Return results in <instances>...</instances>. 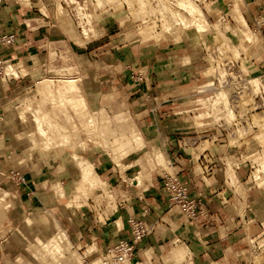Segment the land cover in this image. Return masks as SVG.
<instances>
[{"label": "crops", "instance_id": "1", "mask_svg": "<svg viewBox=\"0 0 264 264\" xmlns=\"http://www.w3.org/2000/svg\"><path fill=\"white\" fill-rule=\"evenodd\" d=\"M260 1L264 6V0ZM42 2L51 11L56 8L55 0ZM17 3L0 2V36L15 34L12 47L0 46V63H21L27 74L6 83L0 80V123L24 87H32L44 77L56 78L49 69L48 49L51 44L62 42L58 40L61 35L77 66L75 75L83 83L85 111L95 117L100 109L106 113L99 145L78 146L73 151L92 163L115 202H96L104 190L101 186L82 185V173L72 150L64 154L39 151L26 159L18 147L23 139L0 130V189L8 193V200L13 203L4 223L5 234L0 233V264H7V258L16 260L28 254L39 264L29 251V243L44 241L45 234L51 233L54 223L47 212L52 213L74 246L80 250L91 247L96 255H103L108 247L128 238L129 215L142 216L145 225H153L154 231L137 245L131 264H264V255L256 261L248 249L239 255L231 250L245 240L243 218L237 213L238 202L224 175L217 173V164L211 163H217L232 149L215 143L178 146L182 137L199 133V119L190 115L185 100L188 89L177 83L189 80L204 65L200 57L204 47L201 36L175 25L163 38L115 40L117 31L125 30L121 28L124 21L108 17L101 37L80 46L60 33L57 22L53 26L35 25L38 14ZM33 6L40 8L38 2ZM213 9L220 13L222 5L215 4ZM261 15L264 16V8ZM132 128L146 143L141 150L132 149ZM116 137L123 141L121 148L114 144ZM152 147L158 148L165 158L180 153L183 167H176V171L187 181L194 197L201 194V210L210 219L208 225L188 224L178 207H169L153 163L149 164L151 172L144 183L151 185L144 189L138 186L135 178L141 168L135 161ZM15 174L22 176L24 182H17ZM93 206L100 208L98 212L90 209ZM143 209H147L145 215ZM177 242L189 250L180 262L172 256V245ZM146 251L150 252L149 258Z\"/></svg>", "mask_w": 264, "mask_h": 264}, {"label": "rangeland", "instance_id": "2", "mask_svg": "<svg viewBox=\"0 0 264 264\" xmlns=\"http://www.w3.org/2000/svg\"><path fill=\"white\" fill-rule=\"evenodd\" d=\"M4 1H6L7 3L18 2V0H0V2H4ZM77 1L81 3V5L83 6L86 12L92 15L93 25L95 27L101 28L100 29L101 34L99 35V37H101L102 35V27L105 24V22L108 21V17L109 18L113 17L120 19V21H124V25L121 28H124L125 30L123 31L121 29L120 31H117L116 34H118L117 35L118 37H115L114 38L115 40L124 39L127 41L129 40L132 41V39L135 40L136 38H141L139 34V28H140L139 25L145 21H146L145 25L151 27V28L148 27L151 30V36L155 38H163L167 36L174 30L175 25L181 27L179 22H177L175 19L167 20V17L165 19V16L163 17L161 15L162 14L160 11L161 7L159 8L158 5L160 1L161 3L163 2L164 5L166 4L168 9L178 10L177 6H173L174 3H176V0L175 1L174 0H112L111 2L108 3H106L107 1L106 2L104 1L105 3V4L103 3L104 5H101V3H99L102 8L105 7L104 9H102L101 7L98 6L97 3H95L97 0H81V1L77 0ZM196 3L199 5V7L204 11L205 15L207 16V20L209 22L208 25L209 28L207 26L206 28H208V30L202 33L199 32L197 33V31L191 28V26L190 28H186V29H189V32H192L193 34L194 33L199 34L202 40L204 41L203 44L204 47L201 46L202 49H200L202 51L200 57H203L204 60L205 57H207V54L211 50H213V48L219 47L223 51L221 60L226 59L228 61H233L234 64L233 71L235 72V74L240 76L242 75L243 77H245V80L248 82H243V81L242 82L237 81V83L232 82L230 86L227 85L225 87L223 81L227 80L226 79L227 74L224 75L225 74V72H223L224 69L221 67L220 69L217 68L218 69L217 71L212 72L214 65L210 64L209 66V64H206L204 62V65L201 68L197 69V71L194 72V74L189 80H186L185 82H178L177 84H181V87H183V89H188L189 92L187 94L188 98L185 100H187L188 109L190 110V115H192L194 119L197 120L199 119L197 121L198 123L196 122L198 132L201 133L208 130L209 132L205 134L214 133V135L212 136H214V139H216V141L218 140L224 141L226 145L232 149V153L229 154L227 153L225 155H222L223 158L218 159L217 163H215L218 165L216 167L218 169L217 173H221L222 175H224V180L226 182V185H228V187L232 190V195L234 197V200L238 202L237 213L241 216V218H243L242 221L243 224L241 225L244 226V230L246 233L244 235L245 240H242L241 242L237 243L234 249L231 250L234 255L235 254L239 255L240 253H246V249H248L250 252H252L256 261L257 260L260 261V258H262L261 256L264 255V235L262 234L261 231L264 222V186L262 188L255 187L256 181H253L252 172L256 170L261 171L262 170L261 168H263L261 167L262 165L261 163L264 164V159H260L261 156L264 155V16L261 15V11L263 10L264 6L260 0H254V1L197 0ZM218 3L222 5V10L220 13L215 12L213 9L215 7V4ZM142 4L143 5L146 4V6H143ZM74 6L75 4L69 5L68 7V10L70 11L71 15H73V13L76 11ZM142 6L144 7V10ZM22 9L25 10L27 9V7L22 6ZM255 9H258L257 10L258 12H256ZM182 15L185 16V19L187 21H190V17L187 16V14L184 13L183 11H182ZM166 27L172 28V30H170V32H164V30H167ZM58 28L61 29L60 33H63L68 40L70 39L72 41H74L73 37L76 36L77 33L80 31L77 28V24L69 16H67V14L58 15ZM129 30L131 31L129 32ZM247 31L250 33L252 37V42L248 44L246 43L244 38V34ZM120 33L122 34L120 35ZM151 38L152 37H149L147 39H151ZM58 40L62 42L60 44H51L48 49L49 69L53 73H55L56 78H50L49 76L44 77L33 83L32 87H30V85L28 84L27 87H24L25 89L23 90V92H18V94L15 96L17 97V99L13 101L10 110L9 109L6 110L3 114L4 119L0 123L2 125L0 130L2 132L5 131L6 133H8V135L14 138L16 136L18 138L23 139V142L18 146L19 150L20 149L23 150L24 146L26 145V140H24L23 137L26 138V133H27L26 128L23 125H21V122L19 120L18 113L21 112L22 110L20 99L26 96H31L32 93L35 92L38 93V86H39L38 84L41 80L52 79L54 85H57V83H59L60 82L59 80L61 79L79 77L78 75L77 76L75 75L78 74L77 66L72 59L71 52L66 47L65 44L66 42L63 41V37H61V35ZM79 45L84 46L83 44H79ZM52 58H55L56 60L51 61ZM220 62L222 63V61ZM71 67L74 69H70L69 71H67L68 68ZM204 70H210L209 72L210 75H208L207 77L205 76L203 77L202 72H205ZM24 74L26 75L27 72H25ZM218 74L221 76V79L219 80V84H217V82L215 81ZM23 76L20 75L19 77H23ZM213 76L215 78H213ZM253 80L254 81L256 80L255 83H253L254 82ZM2 83H4V81H2ZM209 83L212 85L208 87L209 90L208 89H204V91L203 89L200 90L201 87ZM226 84H230L229 80L227 81ZM255 84H258V86ZM253 85H255V88L258 87L256 89L259 90H256L255 92L254 91L255 88ZM176 86L178 87V85ZM237 86H241L243 89L242 92L234 98L236 101V105H233L232 108L233 112H232L231 108L228 107L227 99L230 98V96L234 92L235 89L234 87ZM198 91H202V92L199 93ZM218 96L220 101L222 102L220 103L221 105L219 104V107H216V110L220 108L218 110L219 115L216 112L213 113L211 111L212 109H210V107L212 108V106L210 105L211 101L214 102L215 99L218 98ZM41 97L44 98L47 107L51 109L54 107L55 105V104L53 105L54 102L50 101L46 94L41 95ZM206 98L207 100L211 98L210 101L208 100L210 104L207 100L203 101L205 102V104L208 102L209 105L206 104L207 106L203 105V103L198 101L199 99H206ZM73 101L70 102L65 100L63 102L64 105L63 107H65L68 110L70 115L72 114L71 115L72 121L68 123V126L76 125L77 128H75L74 130L81 131L82 129H85L86 126L84 125L82 126V124L79 122V118H78L80 117L78 116L79 114L75 112L74 113L71 112V105L72 108L75 107V104L77 105V100L74 99ZM208 106L210 107L208 108ZM55 107H58V105L57 106L55 105ZM72 110L74 111V109ZM215 113L216 115H214ZM233 114L237 122L236 124L237 127H232V123L228 124L226 122L233 118ZM10 119H12L13 124L9 123ZM31 119H32L31 116L27 114V120H28L27 124L29 126V129H34L33 122H31ZM58 120L61 121V119L59 118ZM84 121H87V119H84ZM244 121L246 127L242 125L244 124L243 123ZM62 122L64 121L62 120ZM205 122L207 123L205 124ZM218 123H222L223 127L219 129L215 127L214 124H218ZM88 140H91L90 136L86 134L84 131L83 132L81 131V140L78 143H76L74 147L81 146L82 148L84 147L90 148V144L93 146L95 145L92 140H91L92 143L91 141L88 142ZM231 144L234 146H230ZM204 145L208 146L209 143L205 142ZM68 150L73 151V148L69 149L68 147L64 148L59 146L45 150V152L64 154ZM39 151L44 152V150H39ZM39 151H36L34 155ZM230 156H232L231 158L233 160L238 161L239 163L238 167L236 166L234 168H230L231 166L229 167L227 165V160H229L228 157ZM151 163L157 166L158 173L160 170H163L164 168V166L162 168L158 166L156 161L153 159V157L152 159H150L149 164ZM167 166L165 167V169L167 168ZM260 173H259L260 179H262L263 175ZM236 175L239 177L240 182L243 183L242 185H240V183L239 184L236 183L237 180ZM82 185H84V183H82ZM101 187L103 188L104 195L106 197H104V195L97 196L96 202L100 204L101 202H104V199H107L109 204L115 202V197L114 196L111 197L113 193L107 191L104 188V186ZM0 190L1 192L4 191L2 189ZM6 196L8 198L7 192H6ZM66 207H68V205ZM90 209L94 212V210L96 211L97 209L100 208H95L93 206ZM2 227L4 228V223ZM221 230H223V228H221ZM26 257L35 263L34 257H32L30 254L26 255ZM95 257L96 256H92L90 258V259L94 258L92 262L95 261L97 258H99V257L97 258ZM230 258L232 259L231 255ZM182 259L180 261H182Z\"/></svg>", "mask_w": 264, "mask_h": 264}, {"label": "bare ground", "instance_id": "3", "mask_svg": "<svg viewBox=\"0 0 264 264\" xmlns=\"http://www.w3.org/2000/svg\"><path fill=\"white\" fill-rule=\"evenodd\" d=\"M97 1L95 3H97L98 6L101 7L99 3H101V5H104L105 4L104 1L105 2L107 1L106 3H108V2H111L112 0L110 1L109 0H97ZM196 1L197 0H176V3H174L173 6H177L178 10H170L166 6V4L164 5L163 2L161 3L160 1L158 5H159V8L161 7L160 8L161 9L160 11L162 13L161 15L163 17L165 16V19L166 17H167V20L175 19L177 22H179V24L181 25L183 29L190 28L191 26V28L195 29L197 33L206 32L209 28L208 26L209 22L207 20V16L205 15L204 11L199 7ZM18 2L23 7H27L30 5V0H18ZM62 2L64 4H62ZM73 4H75L74 7L76 9V11L73 13L74 17L71 15L70 11L68 10L69 5H73ZM143 6H146V4H144ZM143 6L142 8L144 10ZM55 7H56L57 18H58V15L67 14V16H69L77 24V28L80 31L77 33L76 36L73 37L74 41L77 44L85 45L86 43L99 38V35L101 34L100 32L101 28L95 27L93 25L92 15L86 12L83 6L81 5V3H79L77 0H55ZM182 11L186 13L187 16L190 17V21H187L185 19V16L182 15ZM145 24H146V21L139 25L140 27L139 34L141 38L143 39L152 37L151 30L148 28L150 26L148 25L146 26ZM207 26L208 28H206ZM166 29L167 30H164V32H170V30H172V28H169V27H166ZM244 38L247 44L252 42V37L248 31L244 34ZM53 60H56V59L52 58L51 61ZM63 69H66V68H63ZM67 71H69V69ZM204 71L205 72H202L203 77L204 76L207 77L208 75H210L209 74L210 70H204ZM24 73H25V70L23 69L21 63L15 64L12 62H4L2 63L0 67V80L6 83L8 79H11L13 77L19 78L20 75L22 76L25 75ZM59 81L60 82L57 83V85H54V82L52 79L41 80L38 84L39 85L38 93L35 92V93H32L31 96H26L20 99L22 110L21 112L18 113L19 120L21 122V125H23L27 130L26 138L23 137L24 140H26V145L23 148V152L25 153L26 159H28L31 155H34L36 151H39V150L45 151L48 149H52L53 147L60 146L64 148L68 147L69 149L71 148L74 149L75 148L74 145L81 140V131L82 132L84 131L86 134H88L95 145H99V141H100L99 139L101 138V135L103 133L102 131L104 129V118L106 117V113L104 112L105 110L102 111V109H100L101 113L97 114L96 117L92 113H87V111H85L87 107L86 105L87 103L85 102V97L83 93V83H82L81 78H78V77L77 78H66V79H61ZM255 81L253 83H255ZM255 85L258 86V84H255ZM255 85H253L254 88H255ZM210 86H212L210 83L207 85L205 84L203 87H201V89L200 88L199 89L200 90L203 89L204 91V89H208V87ZM256 88L254 90L255 92L256 90H259ZM198 92L201 93L202 91H198ZM44 94L48 96L50 101L54 102L53 105L54 104L56 106L58 105V107H55V105L54 107L50 106V107H53L52 109L47 107L44 101V98L41 97V95H44ZM74 99L77 100V105L75 104V107L72 108V105L70 104L71 112L73 113L75 112L79 114L78 116L80 117L77 116L79 118V122L82 124V126L83 125L86 126L85 129H82L81 131L74 130L75 128H77L76 125L68 126V123L72 121V118H71L72 114L70 115L68 110L65 107H63L64 106L63 102L65 100L72 102ZM206 100L207 98L199 99L198 101L203 103V105H206L211 100V98H209L208 99L209 101L207 100L208 102L205 104V102L203 101H206ZM220 103L222 102L220 101L219 96H218V98H216L214 102L211 101V104L209 102L212 108L210 106H208V108L210 107L213 113L214 112L218 113V110L220 108L216 110V107H219ZM72 109H74V111ZM216 113L214 115H216ZM27 114L30 115L32 118L31 122H33L34 129H29V126L27 124L28 122ZM58 118L61 119V121L58 120ZM84 119H87V121H84ZM62 120L64 122H62ZM9 123L13 124L12 119L9 120ZM130 133H131V137L129 138V141L132 145V149L135 151L141 150L146 145V143L142 139V136L139 133H137L134 128L131 129ZM91 140H88V142ZM114 144L118 145L119 148H121V146L124 145L123 141H121V139H119L118 137L114 139ZM72 157L75 160L77 167L80 169L82 173V183L89 185L90 187L104 186L101 180L99 179L98 175L96 174L94 170V166L86 157H84L83 155H79L75 153L74 151H72ZM152 157L156 161L158 166H160L161 168L164 166L163 169H165V167L169 164V161L163 156V154L156 147H152L151 149H149V151H145L144 153H142L141 156L138 157V159L135 161L138 167L140 166L141 168L140 173L137 174L135 178L136 181L138 182L139 187L146 188L148 185H151V182L148 183L147 186H145L144 183H146L145 182L146 177H148V175L151 172L149 162H150V159H152ZM231 157L232 156L228 157L229 160H227V165L229 167L231 166L230 168H234L236 166L238 167L239 166L238 161L233 160ZM260 159H264V155L261 156ZM261 164L263 165V166L261 165V167H263L261 168L262 169L261 171L256 170L252 172L253 181H256L255 187L257 188H262L264 186V164L263 163ZM259 173L263 175V178H262L263 180L260 179ZM236 179L235 180L237 184L239 183L240 185L243 184L242 182L239 181L237 176H236ZM125 181L130 183V181H128L126 178H125ZM112 196L113 195H111V197ZM12 204L13 203H11V201L8 200L6 193L4 191L1 192L0 190V232H1V235L5 234L6 230L2 226H3V223H5L8 220L7 212L9 210V207ZM47 215L54 222L53 229L51 233L45 234L44 241H41L36 237L38 239L37 242L35 243L30 242L29 251L34 254L36 260L40 264H82L84 258L92 254L93 248L88 247L86 249L80 250L79 248L74 246L72 242L70 241V239L68 238L65 231L62 229L59 223L54 219V216L52 215V213L47 212ZM261 231H262V234L264 235V222H263V227L261 228ZM188 253H189V250L184 244L179 245V243L177 242L176 245H172V256L175 261L179 262ZM145 256L149 258L150 252L146 251ZM99 259L100 258H97L95 261L92 262V264H98L100 262ZM5 261H7L8 264H35L27 257L25 258L22 256H19L16 260H11L7 258V260ZM124 264H131V263L129 261H126Z\"/></svg>", "mask_w": 264, "mask_h": 264}, {"label": "built area", "instance_id": "4", "mask_svg": "<svg viewBox=\"0 0 264 264\" xmlns=\"http://www.w3.org/2000/svg\"><path fill=\"white\" fill-rule=\"evenodd\" d=\"M35 2L36 3L38 2V4H40L39 9L33 6V3ZM62 4L64 3L62 2ZM17 5L21 7L20 4L17 3ZM27 8L30 11H35L38 14L34 22L35 25L53 26L54 23L56 22L58 24V18L56 16V8H54V11H51V9H49L42 2V0H30V5L27 6ZM26 27H28V25H26ZM14 40H15V34L1 35L0 46L8 49L13 46ZM222 54L223 51L219 47H215L207 54V57H205L204 62L206 64H209V66L210 64L214 65L212 72L217 71L218 70L217 68L220 69L222 67L224 69L223 70V72H225L224 75L227 74L226 77L227 80L223 81L225 87L227 85L230 86L232 82H236V83L237 81L248 82L245 80V77H243L242 75L241 77L240 75L235 74V72L233 71L234 68L233 61H228L226 59L221 60ZM220 61H222V63ZM213 78L215 77L213 76ZM220 79L221 76L218 74L215 79L217 84H219ZM228 80L230 84H226ZM234 88H235L234 92L232 93L230 98L227 99L229 102L228 107H230L231 110L233 108V105H236V101L234 98L238 96L243 89L241 86H237ZM226 122L228 124L232 123V127H237L236 125L237 122L234 118V114H233V118ZM243 123L244 124L242 125L246 127L245 121ZM214 125L218 129L223 127L222 123H218ZM207 132L209 131L206 130L201 133H196L194 135L182 137L178 142L179 148H186L188 146H198L201 143L204 144L205 142L215 143V144H226L224 141L221 140L216 141V139H214V136H212L214 135V133L205 134ZM230 146H234V145L231 144ZM166 159L169 161V164L166 169L159 171L158 180L161 190L168 199L169 207H178L182 211L186 223L188 224H198L200 227H204L208 225L210 219L208 218L207 214H205V212L201 210V205H202L201 194H198L196 197H194L192 195L190 187L188 186L187 181L181 178L179 172L176 171V167H180V168L183 167L182 156L180 155V153L175 152L172 154L171 157L169 158L167 157ZM203 160L205 161V158H202V161ZM211 164L214 165L215 163L213 162ZM14 176L17 178V182L19 183L24 182V178L22 176L18 174H15ZM146 213H147V209H143L142 214L145 215ZM213 222L217 223V220H213ZM127 223L129 226V236L127 239H121L113 246L108 247L103 255H96L95 252H93L90 256L84 258L82 264H92V260L94 259V258L90 259L92 256H96L95 258L97 257L100 258L99 259L100 262L98 264H124L126 261H129L131 263L137 245L143 239L152 235L154 231V226L145 225L144 221L142 220V216L138 217L136 215H129L127 219ZM212 264H216V263H212Z\"/></svg>", "mask_w": 264, "mask_h": 264}]
</instances>
